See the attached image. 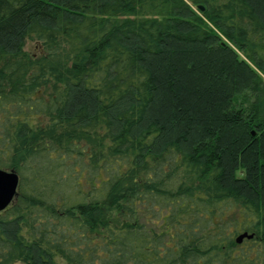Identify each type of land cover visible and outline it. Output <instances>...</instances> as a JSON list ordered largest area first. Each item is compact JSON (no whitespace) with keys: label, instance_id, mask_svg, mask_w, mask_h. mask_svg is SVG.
<instances>
[{"label":"trees","instance_id":"1","mask_svg":"<svg viewBox=\"0 0 264 264\" xmlns=\"http://www.w3.org/2000/svg\"><path fill=\"white\" fill-rule=\"evenodd\" d=\"M0 168V264H264V0H0Z\"/></svg>","mask_w":264,"mask_h":264},{"label":"water","instance_id":"2","mask_svg":"<svg viewBox=\"0 0 264 264\" xmlns=\"http://www.w3.org/2000/svg\"><path fill=\"white\" fill-rule=\"evenodd\" d=\"M199 9L203 7L199 5ZM19 185V176L14 170H5L0 168V211L9 206L17 195ZM252 234L247 232L237 236L236 242L240 243L244 238H251Z\"/></svg>","mask_w":264,"mask_h":264},{"label":"rangeland","instance_id":"3","mask_svg":"<svg viewBox=\"0 0 264 264\" xmlns=\"http://www.w3.org/2000/svg\"><path fill=\"white\" fill-rule=\"evenodd\" d=\"M26 49L29 51V52H34L36 51V45L33 43V42H27L26 44Z\"/></svg>","mask_w":264,"mask_h":264}]
</instances>
